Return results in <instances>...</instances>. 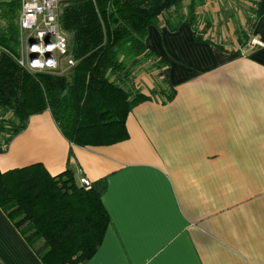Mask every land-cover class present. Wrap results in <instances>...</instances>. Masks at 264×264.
<instances>
[{
    "label": "crops",
    "instance_id": "1",
    "mask_svg": "<svg viewBox=\"0 0 264 264\" xmlns=\"http://www.w3.org/2000/svg\"><path fill=\"white\" fill-rule=\"evenodd\" d=\"M234 1L205 0L197 34L149 29L166 66L134 80L152 100L129 115L128 141L73 146L45 112L0 154L1 173L42 165L71 169L79 186L106 180L110 225L85 264H264V0L251 22ZM0 264H42L1 209Z\"/></svg>",
    "mask_w": 264,
    "mask_h": 264
},
{
    "label": "trees",
    "instance_id": "2",
    "mask_svg": "<svg viewBox=\"0 0 264 264\" xmlns=\"http://www.w3.org/2000/svg\"><path fill=\"white\" fill-rule=\"evenodd\" d=\"M204 2L95 0L70 4L61 25L70 36L76 66L63 76L31 74L18 65L14 57L21 2L14 0L8 9L0 10V154L27 130L31 117L45 112H50L73 146L99 148L128 141L129 115L152 100L127 89L134 82L135 65L147 64L153 70L166 66L146 46L149 29L165 23L177 31L188 23L197 34L198 9ZM174 96L168 93L167 101ZM105 193V179L86 189L69 168L58 177L42 165L0 172V209L42 264H85L95 255L110 225L102 202Z\"/></svg>",
    "mask_w": 264,
    "mask_h": 264
},
{
    "label": "built area",
    "instance_id": "3",
    "mask_svg": "<svg viewBox=\"0 0 264 264\" xmlns=\"http://www.w3.org/2000/svg\"><path fill=\"white\" fill-rule=\"evenodd\" d=\"M85 1L95 0H20V49L14 59L22 69L31 74L63 76L76 66L71 55L70 36L62 30V9ZM257 4L255 0V7ZM259 44L256 40L251 42V46ZM81 186L89 189L91 182L82 178Z\"/></svg>",
    "mask_w": 264,
    "mask_h": 264
},
{
    "label": "rangeland",
    "instance_id": "4",
    "mask_svg": "<svg viewBox=\"0 0 264 264\" xmlns=\"http://www.w3.org/2000/svg\"><path fill=\"white\" fill-rule=\"evenodd\" d=\"M249 3V4H248ZM251 4V5H250ZM244 5V8H246V9H250L249 11H250V22L251 21H255L256 20V14H257V9H258V6L257 7H255V1L254 0H242L241 2H239V1H234V3L232 4V7H231V9H232V13H234L235 15L236 14H238V12H240L241 13V10H240V8H241V6H243ZM67 7H69V5H67V6H64L63 7V9H62V16H63V14H64V11H65V9L67 8ZM250 7V8H249ZM244 10V9H243ZM198 11H200V9H198ZM245 11V10H244ZM181 13L183 14V15H185L186 14V11L185 10H182L181 11ZM241 34H243V33H241ZM244 36V35H243ZM238 37V39H240L239 38V36H237V35H235L234 36V38H237ZM71 42V41H70ZM19 49H20V41H19V45H18V49H17V54H15V56H17L18 55V53H19ZM136 67L133 69L134 70V72H135V77H134V80L136 79V77L139 75V74H141L142 72H146V71H148V69H149V66L146 64L145 66L144 65H142V64H138V65H135ZM69 73V71H67V73L65 74V75H67ZM130 90H135V88L133 87V85H130ZM165 102H168L167 101V99L165 100Z\"/></svg>",
    "mask_w": 264,
    "mask_h": 264
},
{
    "label": "clouds",
    "instance_id": "5",
    "mask_svg": "<svg viewBox=\"0 0 264 264\" xmlns=\"http://www.w3.org/2000/svg\"><path fill=\"white\" fill-rule=\"evenodd\" d=\"M34 50H37V51H39L40 49H34ZM49 50H51V49L49 48Z\"/></svg>",
    "mask_w": 264,
    "mask_h": 264
}]
</instances>
